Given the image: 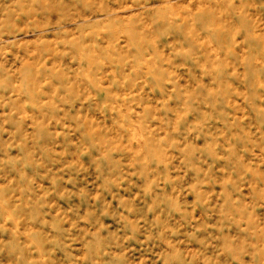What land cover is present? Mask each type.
Masks as SVG:
<instances>
[{
	"label": "rangeland",
	"instance_id": "1",
	"mask_svg": "<svg viewBox=\"0 0 264 264\" xmlns=\"http://www.w3.org/2000/svg\"><path fill=\"white\" fill-rule=\"evenodd\" d=\"M0 264H264V0H0Z\"/></svg>",
	"mask_w": 264,
	"mask_h": 264
}]
</instances>
